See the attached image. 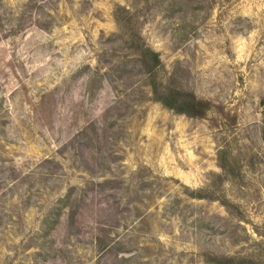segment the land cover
Here are the masks:
<instances>
[{"label":"rangeland","instance_id":"rangeland-1","mask_svg":"<svg viewBox=\"0 0 264 264\" xmlns=\"http://www.w3.org/2000/svg\"><path fill=\"white\" fill-rule=\"evenodd\" d=\"M212 257L264 264V0H0V264Z\"/></svg>","mask_w":264,"mask_h":264},{"label":"trees","instance_id":"trees-1","mask_svg":"<svg viewBox=\"0 0 264 264\" xmlns=\"http://www.w3.org/2000/svg\"><path fill=\"white\" fill-rule=\"evenodd\" d=\"M134 46L143 68L149 74V85L153 100L160 102L167 109L189 117H203L212 108L211 101L199 97L193 91L178 89L171 85L162 87L158 79V70L163 66L160 53L144 43H134ZM218 158L220 166L227 169V151L225 149L219 150ZM189 191L195 198H204L206 195L202 191L190 189ZM223 203L226 205L227 202L223 200ZM210 261L214 264L234 263L233 258L230 257H212Z\"/></svg>","mask_w":264,"mask_h":264}]
</instances>
